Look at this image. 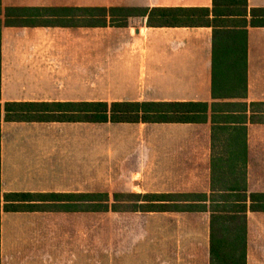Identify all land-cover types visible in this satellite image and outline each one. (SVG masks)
I'll return each mask as SVG.
<instances>
[{"label": "crops", "instance_id": "obj_1", "mask_svg": "<svg viewBox=\"0 0 264 264\" xmlns=\"http://www.w3.org/2000/svg\"><path fill=\"white\" fill-rule=\"evenodd\" d=\"M91 8L212 10L213 0H1V104H208V121L3 122L2 195L36 194L44 209L3 211L1 264H211L213 211L239 205L247 264H264V27L248 28L247 93L234 97L220 65L214 82L212 28H152L146 18L91 28ZM9 9L37 11L7 26ZM133 195L168 209L90 211L91 196L124 205L119 197Z\"/></svg>", "mask_w": 264, "mask_h": 264}, {"label": "trees", "instance_id": "obj_2", "mask_svg": "<svg viewBox=\"0 0 264 264\" xmlns=\"http://www.w3.org/2000/svg\"><path fill=\"white\" fill-rule=\"evenodd\" d=\"M32 12L35 9L7 10V26L18 25L10 17L15 12ZM91 28H127L131 18H146L152 28H202L213 29L214 82L217 66L231 78L229 90L234 97L247 93L248 28L264 27V9H249L248 0H213L208 8H91ZM1 0H0V15ZM87 13V10H85ZM12 15V16H11ZM25 23V22H24ZM35 26L34 21L26 22ZM2 21L0 20V100L2 70ZM208 104L195 103H0V264L1 217L5 212H34L38 206L36 194L2 195V123H88V124H201L208 121ZM242 166L237 177L242 182V192H247V151L241 156ZM240 176V177H239ZM95 198H105L102 202ZM117 197H115L116 199ZM128 204H109V196H91V212H117L128 209L148 212L168 207L139 204L146 197L127 196ZM247 201V195L239 197ZM256 196L252 195L251 199ZM5 200V205L3 201ZM256 210L255 207L251 208ZM246 205L221 206L213 211L211 222V264H247V214Z\"/></svg>", "mask_w": 264, "mask_h": 264}, {"label": "rangeland", "instance_id": "obj_3", "mask_svg": "<svg viewBox=\"0 0 264 264\" xmlns=\"http://www.w3.org/2000/svg\"><path fill=\"white\" fill-rule=\"evenodd\" d=\"M95 201L97 200V202H102L101 200H105V198H95L94 199ZM114 199H113V197H111L110 199H109V201H111V203H112V201H113ZM123 200H127V199H123ZM113 204V203H112ZM112 204H110V206H112ZM121 206V205H120Z\"/></svg>", "mask_w": 264, "mask_h": 264}]
</instances>
